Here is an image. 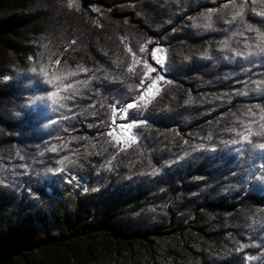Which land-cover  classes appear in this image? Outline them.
Instances as JSON below:
<instances>
[{
    "label": "rangeland",
    "instance_id": "obj_1",
    "mask_svg": "<svg viewBox=\"0 0 264 264\" xmlns=\"http://www.w3.org/2000/svg\"><path fill=\"white\" fill-rule=\"evenodd\" d=\"M3 18L0 194L12 223L41 215L29 223L56 242L106 219L161 247L187 235L192 251L160 264H264V0H0ZM153 76L155 94L125 113ZM133 120L146 122L127 142L111 132ZM187 223L221 235L213 251Z\"/></svg>",
    "mask_w": 264,
    "mask_h": 264
},
{
    "label": "trees",
    "instance_id": "obj_2",
    "mask_svg": "<svg viewBox=\"0 0 264 264\" xmlns=\"http://www.w3.org/2000/svg\"><path fill=\"white\" fill-rule=\"evenodd\" d=\"M9 19H1L0 25ZM5 204L6 198L0 194V264H160L164 253L174 257L179 251L185 254L192 251L187 235L175 233L174 242L161 247L151 239L144 242L141 232H123L119 222L113 225L106 219L94 228L87 224L77 228L68 226L70 236L53 242L41 237L29 223L41 215L27 212L19 223H12L5 214ZM186 229L194 231L201 238L200 248L209 251H213V245L221 238L208 226L187 223ZM153 234L163 240L166 232L157 225Z\"/></svg>",
    "mask_w": 264,
    "mask_h": 264
},
{
    "label": "snow or ice",
    "instance_id": "obj_3",
    "mask_svg": "<svg viewBox=\"0 0 264 264\" xmlns=\"http://www.w3.org/2000/svg\"><path fill=\"white\" fill-rule=\"evenodd\" d=\"M237 15H239V13ZM233 19H236V16H233ZM209 26H210V24H209V17H205L204 27H209ZM223 46L224 47H227V42H225ZM153 51L155 52V50H153ZM233 51H235V50H233ZM207 54H208L207 53V49H205V52L203 53V55L207 56ZM32 71L35 72L36 69H33ZM81 71H84V69H81ZM149 71H154V70L153 69H150ZM144 75L147 76L148 73L146 72ZM160 79H163V77H160ZM48 83H50V81L45 80V84H48ZM57 90L59 91V89H57ZM47 96L50 97V98H52V103L53 104L58 105V106L60 105V100H58L56 98V93H54V92H47ZM135 103L136 102L131 97H129L128 100H127V102H126V105H125V109H124L125 113H126V109L133 108L135 106ZM125 118H127L126 115H125ZM144 122H146V121H137V120H133L132 121L133 124H136V123H144ZM124 127L128 128V127H131V125H124ZM109 135H111V133H109ZM248 142H250V141H248ZM259 147L261 149H264V143H261L259 145ZM55 150L56 149L53 148V151H55ZM56 171L59 172V171H61V169L60 168H56Z\"/></svg>",
    "mask_w": 264,
    "mask_h": 264
},
{
    "label": "bare ground",
    "instance_id": "obj_4",
    "mask_svg": "<svg viewBox=\"0 0 264 264\" xmlns=\"http://www.w3.org/2000/svg\"><path fill=\"white\" fill-rule=\"evenodd\" d=\"M163 58H161L160 60H156V63L158 65H160V63L162 62ZM152 69V68H151ZM157 80H159L158 77H156L154 80H153V83L152 85L156 84ZM156 81V82H155ZM155 92H150L148 91V89H145L138 97V99H141V100H147L149 99L152 95H154ZM126 105V104H125ZM125 105L123 106V109H125ZM115 120V119H113ZM132 122H128V123H124L120 126H118V128H115V127H112L113 130L111 131L119 140H121L122 142H127L128 139H130L131 137L129 136V133H130V129L131 127H124V125H131L132 126Z\"/></svg>",
    "mask_w": 264,
    "mask_h": 264
},
{
    "label": "built area",
    "instance_id": "obj_5",
    "mask_svg": "<svg viewBox=\"0 0 264 264\" xmlns=\"http://www.w3.org/2000/svg\"><path fill=\"white\" fill-rule=\"evenodd\" d=\"M152 56H153V57H152ZM161 58H163V56L158 52V50H156L155 52H153V55H151L150 62L153 63V66H157L158 68H160V67L163 66L162 63H163L164 58L161 60L162 62L160 63V65H158V64L156 63V60H160ZM151 68H152V67H150L149 70H150ZM150 72H152V71H150ZM160 73H161V74H164L165 72H164V71H160ZM156 77H157V76H153L152 78L147 77L146 81L141 82L140 87H139V89H141L139 95H140L145 89H148V91L153 92L154 90H156V89L159 87V82L162 80V79H160L159 77H158L159 80H157V82L155 81L156 84L152 85L153 80H154ZM139 95L136 97V99H133V100H134V101L139 100V99H138Z\"/></svg>",
    "mask_w": 264,
    "mask_h": 264
}]
</instances>
